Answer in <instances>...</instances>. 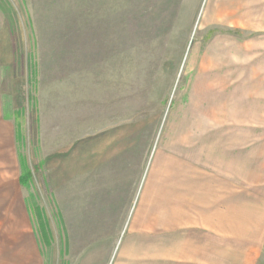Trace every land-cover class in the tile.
Here are the masks:
<instances>
[{"label":"rangeland","instance_id":"rangeland-1","mask_svg":"<svg viewBox=\"0 0 264 264\" xmlns=\"http://www.w3.org/2000/svg\"><path fill=\"white\" fill-rule=\"evenodd\" d=\"M226 1L240 3L231 13L219 12L222 0L129 13L122 0L119 18L68 25L63 13L42 18L36 4L0 0L9 47L0 67V264H76L84 252L70 255L71 234L115 239L104 260L112 264L135 213L150 205L159 225L164 204L193 202L207 188L231 189L247 216L240 228L256 229L264 0ZM21 160L32 171L24 185ZM216 249V264H264V234Z\"/></svg>","mask_w":264,"mask_h":264},{"label":"crops","instance_id":"crops-1","mask_svg":"<svg viewBox=\"0 0 264 264\" xmlns=\"http://www.w3.org/2000/svg\"><path fill=\"white\" fill-rule=\"evenodd\" d=\"M121 1L22 0V4L23 6H25V3H29V6L36 4L37 8L35 12L41 13L42 18H48L47 15L49 14H46V12H53L54 15L63 13L57 19L69 20L67 22L68 25H73L72 20L85 18H119L120 15H115L114 12L120 11L119 4ZM123 1L127 2L129 13H136L146 11L149 8L147 4L150 3L182 2L184 0ZM193 1L199 2L200 0ZM220 3L228 4L223 10L219 9L220 13H231L232 4H238L240 2H227L226 0H222ZM89 12L95 14L88 15ZM107 13H110V15ZM33 15L34 17H38L37 14ZM127 17L136 18L139 15L133 14ZM61 23L63 22L61 21ZM62 27L60 25V28ZM61 32L64 31L61 30ZM8 50L7 33L2 32L0 28V67L9 65ZM3 111L1 104V114L4 113ZM231 195L232 191L229 188L224 189L222 193L220 189L207 188L203 189L202 194L193 196V202H176L171 205L164 204L165 208L161 210V214L159 215L161 219L159 225L153 223L155 219H153V214H151L150 205L147 208L140 209L141 212L139 211L134 214L129 224L128 234L117 250L112 264H216L217 258L221 259L224 257L220 250L217 251L216 242L229 244L233 237L240 240L255 235L260 237L264 234V220H260L264 217L257 220L256 229L251 231V233L248 232L247 228H240V219L247 216L239 209L240 207L233 206ZM241 201H247V197ZM260 204L261 210L264 211V201H261ZM169 205L170 208L168 209L167 207ZM173 205L175 207H172ZM86 215V213L82 215L84 222L80 223V226L85 228L90 224L88 218H85ZM32 233L31 230V235ZM152 233H160L159 241L161 249L158 251H153ZM74 236L71 234L68 237L69 241L67 243L70 255L72 256L73 254L75 257V254L84 252L76 264H104V260L110 257L113 245L115 244V239L103 243V240L95 241L92 237H87L85 234H79L78 237ZM33 245L36 251V243ZM34 249L32 248V251ZM153 259H162L163 261L158 263V261L153 262ZM41 264L44 263L42 262Z\"/></svg>","mask_w":264,"mask_h":264},{"label":"trees","instance_id":"trees-1","mask_svg":"<svg viewBox=\"0 0 264 264\" xmlns=\"http://www.w3.org/2000/svg\"><path fill=\"white\" fill-rule=\"evenodd\" d=\"M3 117L5 118V120L7 119V116L3 113ZM22 162V163H21ZM21 162H20V165H21V177H20V181L22 182V185H24V184H26V183H28L29 182V180L31 179V173H32V171H29V169L27 168V167H25V165H24V161L23 160H21ZM21 182H20V184H21Z\"/></svg>","mask_w":264,"mask_h":264}]
</instances>
